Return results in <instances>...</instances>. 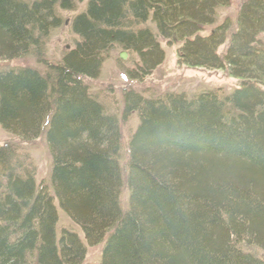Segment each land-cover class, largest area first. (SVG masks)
Masks as SVG:
<instances>
[{
  "label": "trees",
  "instance_id": "16d2710c",
  "mask_svg": "<svg viewBox=\"0 0 264 264\" xmlns=\"http://www.w3.org/2000/svg\"><path fill=\"white\" fill-rule=\"evenodd\" d=\"M226 3L92 0L71 23L78 41L61 64L0 71L1 131L21 143L45 133L52 157L49 183H38L19 144L0 141V264H84L87 247L102 245L99 264H264V0L242 5L233 33L221 25L204 36ZM74 9L72 0H0V61L42 63L60 11ZM162 42L179 64L239 86L124 92L123 117L139 118L124 145L119 117L84 80L121 49L136 59L130 78L146 81ZM57 207L83 239L66 230L58 239Z\"/></svg>",
  "mask_w": 264,
  "mask_h": 264
},
{
  "label": "rangeland",
  "instance_id": "374dc122",
  "mask_svg": "<svg viewBox=\"0 0 264 264\" xmlns=\"http://www.w3.org/2000/svg\"><path fill=\"white\" fill-rule=\"evenodd\" d=\"M77 3L76 11H64L62 23L59 27L53 29L49 33L45 41V47L41 62L35 57H27L19 61L2 62L0 61V71L6 69H17L23 67L40 68L41 73H45V68L42 65L61 64L67 53L71 52L76 44L77 36L72 32L70 21L78 14L85 11L89 0H74ZM249 0H228L225 6L217 9L216 18L213 24L204 28L203 35L207 36L221 25L230 27L231 33L234 32L235 24L243 4ZM70 20V21H69ZM68 22L64 25V22ZM229 32V34H231ZM228 44V43H227ZM227 44L220 49L224 51ZM164 57L162 63L152 72L150 77L143 82H136L130 79L128 73H132L135 68L136 59L128 57L127 61L123 62L119 59L121 50L109 51L104 57V62L100 67L97 76L85 79L90 93L93 94L102 104L105 105L109 113L119 117L120 123L123 126L122 132L124 137V145L130 134L134 132L139 124L137 114L124 115L123 89H132L140 93L143 97L152 98L159 97L170 93H185L188 95L199 94L208 91L221 90L226 94L233 93L239 86L238 80L231 77L223 71H212L205 69H188L178 63V58L175 53V48L169 46L167 42H162ZM40 58V57H39ZM41 67H38V66ZM1 131L0 141L15 140L19 144V148L24 154H27L36 167L37 181L49 182L52 168V158L49 151L45 133L38 137L35 141L29 143L18 142L15 137ZM128 201L127 190H124L122 202ZM58 203V202H57ZM59 206V205H58ZM59 226L58 229H71L76 226L71 218L64 213L60 207ZM79 227V226H78ZM63 232V231H62ZM60 231L58 232V235ZM102 246L88 247V255L86 264L98 263L101 259Z\"/></svg>",
  "mask_w": 264,
  "mask_h": 264
},
{
  "label": "water",
  "instance_id": "95a60500",
  "mask_svg": "<svg viewBox=\"0 0 264 264\" xmlns=\"http://www.w3.org/2000/svg\"><path fill=\"white\" fill-rule=\"evenodd\" d=\"M127 57H128V56H127V53H123V54L121 55V59H122V60H126Z\"/></svg>",
  "mask_w": 264,
  "mask_h": 264
}]
</instances>
